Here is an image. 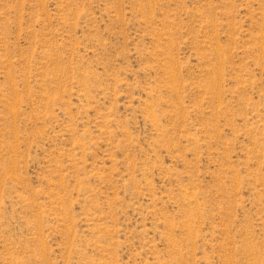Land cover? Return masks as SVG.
<instances>
[{"label": "rangeland", "instance_id": "1", "mask_svg": "<svg viewBox=\"0 0 264 264\" xmlns=\"http://www.w3.org/2000/svg\"><path fill=\"white\" fill-rule=\"evenodd\" d=\"M0 264H264V0H0Z\"/></svg>", "mask_w": 264, "mask_h": 264}]
</instances>
